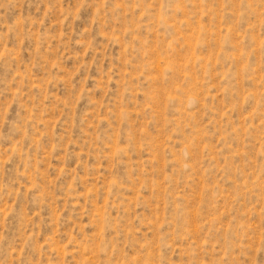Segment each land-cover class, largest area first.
<instances>
[{"label":"rangeland","instance_id":"374dc122","mask_svg":"<svg viewBox=\"0 0 264 264\" xmlns=\"http://www.w3.org/2000/svg\"><path fill=\"white\" fill-rule=\"evenodd\" d=\"M0 264H264V0H0Z\"/></svg>","mask_w":264,"mask_h":264}]
</instances>
